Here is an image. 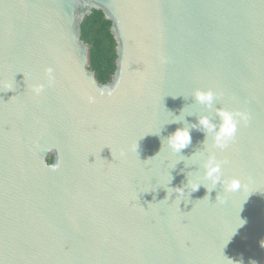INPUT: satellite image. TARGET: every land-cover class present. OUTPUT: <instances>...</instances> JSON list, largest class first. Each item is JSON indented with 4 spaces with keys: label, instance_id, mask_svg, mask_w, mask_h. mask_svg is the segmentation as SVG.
Returning <instances> with one entry per match:
<instances>
[{
    "label": "water",
    "instance_id": "water-1",
    "mask_svg": "<svg viewBox=\"0 0 264 264\" xmlns=\"http://www.w3.org/2000/svg\"><path fill=\"white\" fill-rule=\"evenodd\" d=\"M93 10L117 43L105 84L82 40ZM215 108L250 114L213 150L243 186L177 196L205 135L182 155L163 137ZM262 240L264 0H0V264H264Z\"/></svg>",
    "mask_w": 264,
    "mask_h": 264
},
{
    "label": "clouds",
    "instance_id": "clouds-1",
    "mask_svg": "<svg viewBox=\"0 0 264 264\" xmlns=\"http://www.w3.org/2000/svg\"><path fill=\"white\" fill-rule=\"evenodd\" d=\"M47 71L49 74L51 73V69ZM49 83H51V77ZM4 87H6L8 91H13L12 84L4 85ZM43 90V84L35 85L32 88V91L36 95H39ZM217 97L218 93L211 89L207 91L197 89L193 94L195 103L203 106L209 111L214 109ZM88 99L90 103L95 102L94 97H89ZM185 115L190 116L193 115V113L189 112L185 114V109H183L181 115L176 116V119L171 123L179 125L185 120ZM215 116L219 118L218 123L209 115H197L196 123L190 126L185 123L184 126L177 127L167 137H163L167 141L168 147L174 153L182 155V151L187 149L192 143V129H197L205 135V139L202 142L204 150L201 152L200 163V167L203 169L202 177L196 180H189L187 178V182L183 183L182 186L174 187V189H176L175 195L177 196H183L185 191L189 188L192 194L203 186L208 193L206 196L211 198V193L218 185L222 187L224 193L236 192L243 186V182L238 177H232L231 179H226L224 177L223 167L227 161L219 160L213 150L223 151L227 149L229 145L235 141L240 124L244 123L246 125L249 122L250 114L241 110L232 111L225 108H215ZM153 135H160V133ZM209 140L210 144L208 143ZM193 155H195V153ZM203 181H206L211 187L206 186ZM216 199L221 203L226 202V200L219 197V194H217ZM260 243L261 247H264V240Z\"/></svg>",
    "mask_w": 264,
    "mask_h": 264
},
{
    "label": "trees",
    "instance_id": "trees-1",
    "mask_svg": "<svg viewBox=\"0 0 264 264\" xmlns=\"http://www.w3.org/2000/svg\"><path fill=\"white\" fill-rule=\"evenodd\" d=\"M82 40L89 46L90 69L100 83L112 80L117 69V43L112 33V22L101 10H93L82 23ZM53 162V157L50 158Z\"/></svg>",
    "mask_w": 264,
    "mask_h": 264
}]
</instances>
